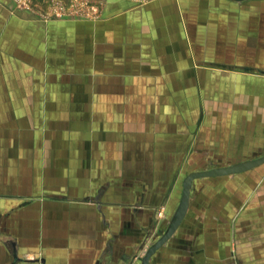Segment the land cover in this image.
Here are the masks:
<instances>
[{
    "label": "crops",
    "instance_id": "0c3cea01",
    "mask_svg": "<svg viewBox=\"0 0 264 264\" xmlns=\"http://www.w3.org/2000/svg\"><path fill=\"white\" fill-rule=\"evenodd\" d=\"M87 1L102 29L90 81L81 57L61 86L0 89V264H140L144 234L178 205L179 168L196 161L200 133L218 129L205 101H226L241 139L264 136V0Z\"/></svg>",
    "mask_w": 264,
    "mask_h": 264
},
{
    "label": "rangeland",
    "instance_id": "374dc122",
    "mask_svg": "<svg viewBox=\"0 0 264 264\" xmlns=\"http://www.w3.org/2000/svg\"><path fill=\"white\" fill-rule=\"evenodd\" d=\"M32 4V0L0 2V89L61 86L67 75L80 70L81 57H84V82L88 83V74L92 73V35L102 31L90 20L100 19V10L91 7L87 0H50L49 11L40 13ZM68 20L80 24L61 27L54 24ZM79 35L83 37L82 53L75 52L74 37ZM61 95L42 93L38 99ZM4 99L8 98L0 97V104H4ZM222 102L221 99L205 101L206 109L211 111L209 118L215 123L211 128L218 129L206 138L200 133L196 161L180 167L181 176L192 170L228 165L264 153V136L260 139L249 132L248 140H243L240 131L231 128L228 131L226 101L224 105ZM216 157L219 162L211 164L210 159ZM263 178L264 163L247 173L196 180L192 206L171 241L161 249L159 263L170 264L167 261L170 253L175 257L174 264H264L260 201ZM251 201L253 209L246 211V203ZM253 237L255 242L251 241ZM178 250L186 251L188 256L180 257ZM192 258L197 260L192 262Z\"/></svg>",
    "mask_w": 264,
    "mask_h": 264
},
{
    "label": "water",
    "instance_id": "95a60500",
    "mask_svg": "<svg viewBox=\"0 0 264 264\" xmlns=\"http://www.w3.org/2000/svg\"><path fill=\"white\" fill-rule=\"evenodd\" d=\"M236 1L241 2L242 0ZM262 163H264V153L260 156L247 158V160L233 162L228 165L216 164L209 168H200L189 171L181 181L182 191L177 203L178 205L168 219L169 221L161 223L158 226L156 230V238L151 237L150 232L144 234V239L141 243H147V241H149L148 245L143 250V254L137 257L140 264H150V259L156 253V250L170 240L175 231L183 223L186 213L191 205L192 187L196 180L206 177L232 176V174L244 173L262 165Z\"/></svg>",
    "mask_w": 264,
    "mask_h": 264
}]
</instances>
